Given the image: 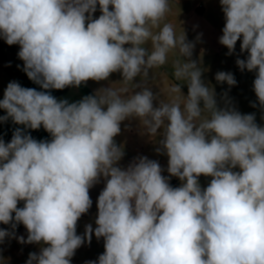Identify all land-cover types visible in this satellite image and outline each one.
Listing matches in <instances>:
<instances>
[{
  "label": "clouds",
  "instance_id": "1",
  "mask_svg": "<svg viewBox=\"0 0 264 264\" xmlns=\"http://www.w3.org/2000/svg\"><path fill=\"white\" fill-rule=\"evenodd\" d=\"M173 2L0 0V39L19 45L22 70L42 89L11 81L0 99L6 112L0 123L22 126L10 142L0 138V223L10 226L0 228V243L46 245L26 264H71L93 234L103 238L104 252L86 264H264V126L230 101L218 106L192 59L194 42L169 19ZM219 3L225 20L219 43L232 55L241 41L247 56L235 63L255 73L264 112V0ZM173 54L176 83L160 90L164 99L133 83L168 65ZM117 72L120 81L76 102L51 94ZM215 79L237 84L231 72ZM132 118L153 140L160 137L156 152L168 157V176L147 156L120 165L125 153L115 137ZM41 127L50 139L27 131ZM201 176L211 177L206 187ZM170 177L180 186H171ZM101 178L96 226L77 234L92 207L89 190ZM20 224L26 239L16 235Z\"/></svg>",
  "mask_w": 264,
  "mask_h": 264
},
{
  "label": "rangeland",
  "instance_id": "2",
  "mask_svg": "<svg viewBox=\"0 0 264 264\" xmlns=\"http://www.w3.org/2000/svg\"><path fill=\"white\" fill-rule=\"evenodd\" d=\"M186 4L190 8H193L192 13L194 15L185 14V16L179 9H173L169 19L174 24H177L178 32L180 26L186 33L187 40L194 42L195 47L192 59L198 61L199 66L203 69L202 79L215 90L218 106L224 107L225 101H230L231 106L235 107L242 114L254 113L257 124L264 126V119L261 118L264 112L261 111L253 90L255 73L249 72L246 69L242 72L235 63L237 56L241 59H245L247 56V53L240 54L241 41H237L235 53L232 55H227L228 49L219 43V37L222 35V29L225 25L224 14L219 0H191L189 3L186 1ZM203 7L204 11H200ZM197 36H200L199 40H197ZM19 50V45L9 46L3 39H0V92L4 91L11 81H17L20 85L27 82L19 80V76L24 72L22 70L23 61L17 56ZM174 55L170 56L168 65L162 66L158 70H149L146 80L142 81L141 77H137L133 83L151 88L154 94L159 95V99H164L160 90L166 92L170 86L176 83L171 69V60L174 58ZM220 71L233 73L237 84L229 88L226 83H218L215 75ZM113 75H115L116 79L111 81L118 82L122 79L118 72L113 73ZM67 88L73 89V87ZM76 89L79 91V88H74L73 92ZM135 89L139 90L140 88ZM135 89L133 90L137 91ZM181 91L185 96L187 95L188 89L186 84H181ZM225 93L227 94L226 97ZM62 98L64 97L62 96ZM57 99H59V96H57ZM253 103L257 107H252ZM123 124L121 123V133L115 137L116 143L122 146L125 153L123 159L120 161V165L126 167L135 157L147 156L149 159L157 160L162 169H164L162 175L168 176L169 174L166 170L168 157L165 154H158L156 152L160 137L158 136L153 140L149 135L144 133L138 119L134 118L130 125L131 128H125ZM210 180L211 177L201 176L199 178L202 187H206ZM169 182L173 187H178L181 183L176 177H170ZM18 207H23V202H20ZM0 228L9 229L10 226L0 223ZM84 230L79 229L78 220L77 234H83ZM16 235L24 236L25 239L27 238L26 228L22 224L17 226ZM42 246L46 245L35 243L21 244L15 238H5L0 243V264H26L29 253H39ZM85 247L92 249L102 248V246L97 244L95 237H92L91 243ZM88 258L92 260L98 259L94 255ZM71 264H79V249L76 250L75 255L72 257Z\"/></svg>",
  "mask_w": 264,
  "mask_h": 264
},
{
  "label": "crops",
  "instance_id": "3",
  "mask_svg": "<svg viewBox=\"0 0 264 264\" xmlns=\"http://www.w3.org/2000/svg\"><path fill=\"white\" fill-rule=\"evenodd\" d=\"M191 0H174L173 2V9H179L180 11H182V13L185 15H194L193 12V8H190V6H188V4ZM193 2L191 3V7H192ZM204 11V7L200 9V11ZM199 13V12H198ZM100 15L99 10H97V12L94 14V16L96 18H98V16ZM186 16V15H185ZM116 77L115 75L111 74L110 77L108 78V80L105 81H100V82H96L93 80H89L87 81L86 84H82L79 87V91L78 89L74 91L73 89H69V88H64L62 90H51V94L53 96H55L57 98V96H59V99H67L70 103L71 102H76L80 99H82L84 96L86 95H90V94H94L98 89L102 88V87H109L112 83H114V81L111 80H115ZM19 80H23V81H27L26 83H22L21 86L23 87H27V88H35L36 90L40 91L42 90L40 88L39 85L33 83L31 80H29V78L27 77L26 73L23 72V74L21 76H19ZM137 90V89H135ZM140 90V89H139ZM137 90V91H139ZM134 91V90H133ZM3 92V94H2ZM0 92V99H3V95H4V91ZM62 96L64 98H62ZM74 97V98H73ZM6 115V112L3 109H0V116H4ZM134 120V118L132 119H128L125 120L123 122H125L123 124V127H130L131 128V124L132 121ZM17 127H22L19 125H15L12 123L11 119H9L7 122L5 123H0V137L5 141V143L10 142L11 138H12V134L15 128ZM31 136L35 139L39 140H45V139H50V135L49 133H47L42 127L38 130H27ZM131 132V131H130ZM105 186V182L103 180V178H101L100 182L95 184L94 187H92L89 190V194L90 197L93 201L92 203V207L90 208L89 212L87 214H83L81 216V218L79 219V229H85V225L91 223L93 225V228H95V219H96V214H97V207H96V201H97V197L99 196L100 192L103 190ZM93 237H95V235L93 234ZM96 239V237H95ZM96 242L99 246H102V248H97V249H92V248H86L85 246L88 245V243H85L84 245H82L79 248V264H86L87 261H93L92 259H89V256H95V257H99L100 254H102L104 252V241L103 238L97 240ZM85 248V249H84Z\"/></svg>",
  "mask_w": 264,
  "mask_h": 264
}]
</instances>
